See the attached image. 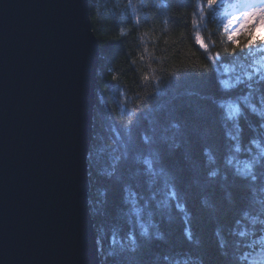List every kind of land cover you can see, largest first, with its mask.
I'll return each mask as SVG.
<instances>
[{
	"label": "trees",
	"instance_id": "obj_1",
	"mask_svg": "<svg viewBox=\"0 0 264 264\" xmlns=\"http://www.w3.org/2000/svg\"><path fill=\"white\" fill-rule=\"evenodd\" d=\"M88 10L99 49L88 207L100 264H264V83L221 87L251 70L239 49L229 55L223 8L88 0ZM217 53L218 64L206 59ZM225 64L236 66L229 77ZM246 229L254 234L241 238Z\"/></svg>",
	"mask_w": 264,
	"mask_h": 264
},
{
	"label": "water",
	"instance_id": "obj_2",
	"mask_svg": "<svg viewBox=\"0 0 264 264\" xmlns=\"http://www.w3.org/2000/svg\"><path fill=\"white\" fill-rule=\"evenodd\" d=\"M88 0H0V264H100Z\"/></svg>",
	"mask_w": 264,
	"mask_h": 264
},
{
	"label": "snow or ice",
	"instance_id": "obj_3",
	"mask_svg": "<svg viewBox=\"0 0 264 264\" xmlns=\"http://www.w3.org/2000/svg\"><path fill=\"white\" fill-rule=\"evenodd\" d=\"M208 6L213 12L223 8V16L220 17L221 25L227 32L228 42L233 46L232 52L229 53V55L236 57L237 49H239L240 53L243 54L242 62L239 64L241 68L245 67L244 62L251 60V64L248 65L251 70L246 71L243 78L237 75L234 83L229 82L227 79L221 80L219 81L221 87L224 90H229L237 85L243 84L245 80L251 82L254 76L258 78V82L264 83V56H261L259 59L255 58L258 52H264V0H239V2L231 3L227 6L224 5L223 0H208ZM230 18H235V22L231 24V27H228L225 21H229ZM199 19H204L203 8L200 10ZM193 26L198 27L195 19L193 20ZM241 37L244 38L243 42L241 41ZM194 40L199 50L204 53L208 52V45L199 30H197ZM145 51H147V49H145ZM206 59L209 62L218 64L221 60V56L217 53L215 56H206ZM235 71V65L225 64L223 67V75L225 77H229L230 74ZM252 87V84L248 83V88L250 90ZM248 96H250V92ZM248 96L242 97L241 100L243 104H246L255 112L256 106L249 103ZM237 111H239V104L237 105ZM236 150L239 152V147H237ZM135 211L138 213L139 210L135 209ZM251 223L255 226L257 223L256 219H252ZM253 234L254 232L249 229L241 230L238 233L241 238ZM259 243L264 244V238H262ZM255 244L256 241H253L250 244L244 245V247L253 248ZM247 258L248 254H243L239 259L247 260Z\"/></svg>",
	"mask_w": 264,
	"mask_h": 264
}]
</instances>
